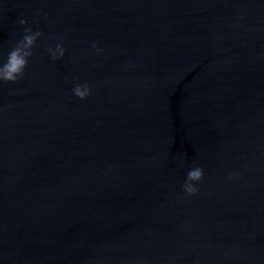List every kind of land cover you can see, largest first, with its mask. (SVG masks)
I'll use <instances>...</instances> for the list:
<instances>
[{
  "label": "water",
  "instance_id": "obj_1",
  "mask_svg": "<svg viewBox=\"0 0 264 264\" xmlns=\"http://www.w3.org/2000/svg\"><path fill=\"white\" fill-rule=\"evenodd\" d=\"M25 27L28 69L0 82V264H264V0H0V56Z\"/></svg>",
  "mask_w": 264,
  "mask_h": 264
},
{
  "label": "clouds",
  "instance_id": "obj_2",
  "mask_svg": "<svg viewBox=\"0 0 264 264\" xmlns=\"http://www.w3.org/2000/svg\"><path fill=\"white\" fill-rule=\"evenodd\" d=\"M20 25H27L29 21L27 19H19ZM24 35L19 39L15 46L7 53L6 57L0 56V82H18L28 69L30 59L34 55L33 49L37 44L39 38L43 33L39 30L33 31L31 27H25L23 29ZM92 48L96 53L103 52L95 42L92 44ZM48 52L51 55L52 60H60L66 54V48L63 43H58L56 46L49 47ZM72 94L81 100H86L92 95V87L87 83H76L72 89ZM183 165V161H180ZM205 170L201 166L191 167L186 175L185 182L183 184V190L188 195H195L198 191V184L204 179ZM228 179H232L231 176Z\"/></svg>",
  "mask_w": 264,
  "mask_h": 264
}]
</instances>
